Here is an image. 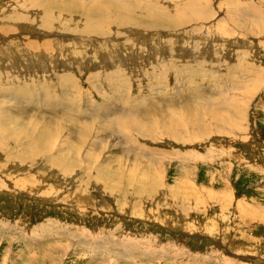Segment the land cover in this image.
<instances>
[{
	"label": "rangeland",
	"instance_id": "374dc122",
	"mask_svg": "<svg viewBox=\"0 0 264 264\" xmlns=\"http://www.w3.org/2000/svg\"><path fill=\"white\" fill-rule=\"evenodd\" d=\"M69 1L0 0V53L23 55L0 72V118L16 120L0 133V264H264V0H120L159 11L163 25L112 31L118 58L82 33L87 14ZM188 90L230 107L229 123L208 117L205 136L191 122L179 140L96 123L143 101L183 114ZM54 119L64 127L33 157L29 141ZM116 169L118 193L102 183ZM144 171L155 180L141 181Z\"/></svg>",
	"mask_w": 264,
	"mask_h": 264
},
{
	"label": "bare ground",
	"instance_id": "6f19581e",
	"mask_svg": "<svg viewBox=\"0 0 264 264\" xmlns=\"http://www.w3.org/2000/svg\"><path fill=\"white\" fill-rule=\"evenodd\" d=\"M64 4V3H63ZM68 4V3H67ZM66 4V5H67ZM138 4V3H137ZM70 5V9H72L73 11L74 10H79V9H83V12L85 11V13L87 14V19L88 22H86V26L84 27V29L82 30V33L85 31L86 33H89L91 32V34L93 33H96L98 34V36L100 37H103L104 40L103 41H100L99 44H102L103 46H105V48L103 49H110V57L112 55V58H118V55L116 53H118L120 51V49L122 47V45H116L113 46V47H109V43L112 44V41H115V40H111V37L115 36L117 37L119 35V33H111L112 31L116 30V32L118 31L119 27L123 28L124 26H139L141 28H137V29H145V30H148L147 28H155V26H158V25H163V22L161 19H159V14L160 13L159 11H156V12H153V11H149L146 7H144L145 10L143 11V13H137L136 10L139 9V11L141 10L140 6L136 5V3L132 2H121L120 0H89L87 2H82L81 0H70L69 1V4L68 6ZM62 6V5H61ZM64 6V5H63ZM60 7V5H59ZM66 7V6H65ZM134 7V9H133ZM153 10V9H152ZM70 12V11H68ZM72 12V11H71ZM158 12V13H157ZM198 12V11H197ZM64 13H67V12H64ZM70 14V13H68ZM161 14V13H160ZM82 15V14H81ZM85 15V14H84ZM162 15V14H161ZM92 17H96L94 20L96 21H93L90 22L89 21V18H92ZM15 18V17H14ZM18 18V17H17ZM21 18V17H20ZM85 18V16L83 17ZM46 21H47V18H45ZM183 19V18H181ZM179 18H175L173 19V24H178L179 21L181 20ZM20 21V20H19ZM46 21L44 23H46ZM54 21V20H53ZM51 24H48L49 22H47L48 24V28L51 30V29H54L58 32H65V35H66V32H70L73 31V29L70 28L69 31H66V26L64 25V23L61 25V26H58V27H55V22H53ZM164 21V19H163ZM14 22V21H13ZM65 22H67L65 20ZM6 23V22H5ZM54 23V24H53ZM78 23V22H77ZM8 24V23H6ZM11 24V23H9ZM61 24V23H60ZM175 25V26H176ZM5 27V25H3ZM44 26H46V24H44ZM8 27H11L10 25H8ZM135 27L133 29H135ZM6 28V27H5ZM32 27H30L29 29H31ZM47 28V29H48ZM136 29V30H137ZM30 31V30H29ZM77 31V30H76ZM80 31V30H79ZM137 32V31H136ZM30 33V32H29ZM75 33V32H74ZM79 33V32H78ZM77 33V34H78ZM111 33V34H109ZM131 33H133V31H131ZM70 34V33H69ZM73 34V32H72ZM80 34V33H79ZM90 34V33H89ZM76 35V34H75ZM95 35V34H94ZM72 36V35H71ZM82 36V35H81ZM97 37V35H96ZM98 39V38H97ZM79 40V39H77ZM27 41V40H25ZM71 41V40H70ZM95 41V40H94ZM21 42V41H20ZM28 42H31L30 40ZM117 42V41H115ZM201 42V41H200ZM95 44V43H94ZM45 45V44H44ZM84 45V44H83ZM82 45V46H83ZM47 46V44H46ZM45 46V47H46ZM33 47V45H32ZM43 47V46H42ZM51 47V46H50ZM49 47V48H50ZM81 47V46H79ZM108 47V48H106ZM97 48V47H96ZM114 48L116 50H118V52L116 51L115 53L113 52L114 51ZM195 48V47H194ZM222 48V47H221ZM8 49V48H7ZM33 49V48H32ZM39 49V48H38ZM83 49V48H82ZM102 49V50H103ZM170 49V48H169ZM12 50V49H11ZM9 50V52H1L0 53V72L2 71H7L8 68L7 67H4V63L7 62V61H10V62H15V64L17 63V65L20 63V59L22 60V57L23 55L21 56H16V55H13V54H9L11 53ZM37 50V49H36ZM47 50V49H46ZM80 50V49H79ZM79 50L77 49V53H79ZM19 51V50H18ZM219 51V50H218ZM15 53V51H13ZM50 52V51H49ZM199 52V51H198ZM217 52V51H216ZM221 52V51H220ZM96 53V52H95ZM99 53V52H98ZM97 53V54H98ZM103 53V52H102ZM215 53V52H214ZM9 54L7 57L6 55ZM42 54V53H41ZM46 54V53H45ZM216 54V53H215ZM43 55V54H42ZM40 55V56H42ZM47 55V54H46ZM81 55V54H80ZM53 56V55H52ZM43 57V56H42ZM41 57V59H42ZM45 57V55H44ZM25 58V57H24ZM26 58H28L26 56ZM39 58V57H38ZM50 58H51V55H50ZM40 59V58H39ZM40 59V60H41ZM27 60V59H26ZM25 60V61H26ZM46 60V59H45ZM52 60V58H51ZM42 61V60H41ZM48 59L46 61H42V62H47ZM54 61V60H53ZM12 62V63H13ZM25 63V62H24ZM28 63V62H27ZM32 63V62H31ZM253 63V62H252ZM14 64V63H13ZM33 64V63H32ZM31 64V65H32ZM11 66V64H9ZM242 67V66H241ZM3 68V69H2ZM7 68V70H6ZM245 68V67H244ZM237 69V68H236ZM249 69V68H248ZM240 71V70H239ZM242 71V70H241ZM248 72V71H247ZM247 76V75H246ZM245 76V77H246ZM241 78L243 79L244 77H242V73H241ZM240 80V81H243V80ZM245 79V78H244ZM247 80V79H245ZM247 82V81H246ZM250 82V81H249ZM242 85L245 83H242L240 82ZM239 84V83H238ZM246 84V83H245ZM244 86V85H243ZM257 86V85H256ZM254 87V90L253 91H257L259 88L258 87ZM187 87V86H186ZM235 87V86H234ZM239 87V86H238ZM247 87V85H246ZM244 88L243 90L247 89V88ZM260 87V86H259ZM189 91V90H188ZM258 92V91H257ZM189 94L190 96L188 97V104L184 105V107L182 108V112L183 114L179 111L177 113H173L171 109H168L169 107H165V106H168L169 104L168 103H164L162 101V104L161 106H153L152 104L150 103H145L144 101L141 103V106L140 108H137L136 105H135V109L134 107L132 106H128L127 109L125 110H121V109H118L117 107H115L114 109L110 110L108 112H106V114L103 115L102 119H99L98 120L96 119V115L97 112L96 110H91V117L94 118L95 120H97L96 123H98L100 126H101V122H104L106 120H108V125H110L111 127H113V129H115L116 131H119L120 133H123V134H129V133H132V134H136V135H139L141 137H144V138H147V139H155L157 140L156 138L162 136V135H165L170 137V138H177L179 140V138L182 137V135H184L183 132H185L186 130V133H187V129L188 128V124H190L191 122H193V125H194V130H191V132L195 133L194 131H197L198 134L200 135V133H204L206 134L205 136H208V134L210 135V132L212 131V128L209 127V123H207V118L210 117V116H213L215 117V119L222 123V124H228L229 123V120L232 118V113H231V110H230V107H228L226 110L224 109H219V108H216V106H214L213 104H210L211 102H208V104L206 103H202V101L204 100L203 97H194L191 95L190 91H189ZM188 94V95H189ZM185 95V94H184ZM205 96V95H204ZM117 98V97H116ZM207 99V97H206ZM161 102V101H160ZM180 104V103H179ZM224 104V103H222ZM134 105V104H133ZM177 105V104H176ZM232 105V104H231ZM178 106V105H177ZM165 107V108H164ZM175 106L173 105V108ZM214 107L215 110L212 108ZM226 107V106H225ZM180 108V107H179ZM175 109V108H174ZM64 110H67V109H63ZM131 110V111H129ZM180 109H177V110H173V111H178ZM67 112V111H66ZM244 112V111H243ZM64 113V112H63ZM186 113H190L188 116H183L185 115ZM67 114H69L67 112ZM70 115V114H69ZM4 117L3 119L0 118V133L1 134H4L6 133V129L9 130L10 126L11 125H16V120H13V119H6V115L2 116ZM70 117V116H69ZM239 117V116H238ZM71 118V117H70ZM73 118V117H72ZM53 119V118H52ZM73 120V119H72ZM71 119H67L66 118V121H67V125H70L72 124V121ZM52 124H55L53 129H49V128H46V127H41L40 126V130H39V137L37 139H35L36 141L33 140H30L29 142H32L30 143V145L33 147V148H37L36 152L35 151H30L29 153L33 156V157H38L39 154H42V153H47L46 151L49 152V146H50V142L52 141L53 137L57 134V129L58 127H64V124L61 123V122H58L57 119H54L53 121H51ZM75 122V121H74ZM188 122V123H187ZM194 122H197V124H195ZM31 123V122H30ZM36 123V122H35ZM51 124V125H52ZM98 124L96 126H91V127H87L85 129H82L80 131L77 132V140L75 141L76 144H73L74 146H77L79 143H82L83 140L86 139V137L90 134L89 132L92 131V129H94L93 131H100L98 129ZM35 126V125H34ZM33 127V126H32ZM39 127V126H38ZM55 130V131H54ZM114 130V131H115ZM196 132V133H197ZM238 132V131H237ZM88 133V134H87ZM118 133V132H117ZM122 137V136H121ZM34 138V137H33ZM129 136H125V139H126V142L128 143L129 142ZM151 140V141H152ZM2 142L3 140L0 139V148H2ZM133 142V141H132ZM129 144V143H128ZM54 146V145H53ZM72 146V149L75 150V147ZM88 156V155H87ZM22 158V157H20ZM143 158V157H142ZM185 158V157H184ZM23 159V158H22ZM153 159V158H152ZM46 160H55L54 162L57 164V165H63V163H61L62 161L58 160L57 158H46ZM196 160V159H195ZM53 162V161H52ZM69 163V167L68 168H65V169H62L63 173L66 172L69 173L72 171L73 169V165L75 164L74 161H67ZM66 162V163H67ZM183 162V161H182ZM67 163V164H68ZM151 163V162H150ZM161 164V163H160ZM51 166V165H50ZM151 165H149L147 168H149ZM160 166V165H159ZM4 167V166H3ZM63 167V166H62ZM52 168H56V167H53ZM140 168V167H139ZM161 168V167H160ZM159 168V169H160ZM121 169V168H119ZM119 169H116L113 171L112 174L110 175H106V176H109L111 178H115L113 179L114 181L110 182L109 180L106 181V177H105V180L102 181V183L105 185V187L107 188H112L113 186H115L117 184V178H122L121 176H118L117 175V172L119 171ZM150 169V168H149ZM155 169V168H154ZM158 169V170H159ZM147 170V169H146ZM151 170V169H150ZM136 171V170H135ZM152 172V170H151ZM151 172H145L141 175V178L140 180L141 181H146V180H150V181H154L155 178L154 177H149L148 174L151 173ZM154 172V171H153ZM159 173V171H157ZM65 173V174H66ZM107 173V172H106ZM133 173V171H132ZM121 174V173H120ZM185 174V173H184ZM83 176V178L85 177L83 174H81ZM133 175L135 174H132L129 178H132ZM151 175V174H150ZM163 175V174H162ZM160 178V177H159ZM159 178H156L157 179V182L160 181ZM93 180V179H92ZM131 180V179H130ZM84 181V180H83ZM96 181L98 182H101L99 181L98 179H96ZM132 181V180H131ZM183 181V180H182ZM97 182V183H98ZM161 182V181H160ZM110 183V184H108ZM119 183V182H118ZM185 184V183H184ZM140 187V186H138ZM187 187L192 191V193L195 195L196 197V200L199 199V194H198V191L197 189H194L190 186L187 185ZM187 187H184L185 189H187ZM84 188V187H83ZM141 189H144L145 190V187L143 188L140 187ZM114 187L111 189L112 191H115L117 192L116 190H113ZM187 189V190H189ZM189 190L188 194L192 196V193L191 191ZM79 191V190H78ZM169 191H172V190H169ZM80 192V191H79ZM127 191H125L126 193ZM201 192V191H200ZM203 192V191H202ZM211 192V191H210ZM118 193V192H117ZM173 193V191H172ZM174 194V193H173ZM186 194V193H185ZM186 194V196L188 195ZM205 194V193H204ZM203 194V195H204ZM129 195V194H128ZM182 195V194H181ZM170 196H171V193H170ZM176 196V195H175ZM185 196V195H184ZM189 197V196H188ZM201 198V196H200ZM221 198V196H220ZM205 200V199H204ZM215 200V199H214Z\"/></svg>",
	"mask_w": 264,
	"mask_h": 264
}]
</instances>
